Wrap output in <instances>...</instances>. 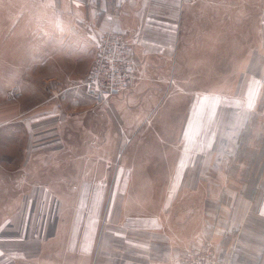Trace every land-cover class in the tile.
Returning <instances> with one entry per match:
<instances>
[{
  "label": "crops",
  "instance_id": "obj_1",
  "mask_svg": "<svg viewBox=\"0 0 264 264\" xmlns=\"http://www.w3.org/2000/svg\"><path fill=\"white\" fill-rule=\"evenodd\" d=\"M40 1L52 19H8L28 12L25 2L5 6L0 21V264H167L207 238L217 264H264V148L245 178L221 159L237 153L254 110L249 79L234 91L216 75L186 83L181 71L170 108L149 117L184 54L217 65L215 3L190 40L185 0ZM109 29L134 43L141 73L95 107L85 80ZM258 32L264 57V8ZM240 43L234 58L247 60V38ZM80 60H90L84 88L68 98ZM258 76L256 108L263 69ZM14 86L22 94L7 100ZM232 93L239 104L220 100Z\"/></svg>",
  "mask_w": 264,
  "mask_h": 264
},
{
  "label": "rangeland",
  "instance_id": "obj_2",
  "mask_svg": "<svg viewBox=\"0 0 264 264\" xmlns=\"http://www.w3.org/2000/svg\"><path fill=\"white\" fill-rule=\"evenodd\" d=\"M209 1L216 5V30L214 29V33L217 40V65L212 58L211 61L209 59L203 61L202 59L195 58L190 52L186 55L184 54L182 63L179 62L178 65H173L171 74L172 77L176 76V80L172 81L171 86L169 85L166 92L171 94L159 108L154 107L152 109L149 117L156 118L160 116L165 109L170 108L173 96L178 93V85L181 82V80L178 79V74L181 71L185 74L183 78L186 83L189 81L191 83L207 81L209 78L213 79L216 75L218 80L217 85L220 89H225L233 85L234 91L240 88V84H242L244 80L246 81L249 79L247 104L255 106L253 108L254 110L251 112L242 138L240 137L238 140L237 153L231 157L227 155L221 157L224 161V167L230 171V174L238 176L239 178H245L250 174L257 162L258 154L264 148V103H260L259 107L256 108V102L260 98V93L257 92V82H260V78L258 79V71L260 69L264 70V57L260 50L257 49L259 45L258 20L260 11L264 8V0H185V5L187 6L185 11L188 16L187 31L189 32L187 36L190 40L195 36H199L196 34L194 28L195 20L204 24V21L208 18L206 5L209 4ZM25 2L29 5V11L22 13L17 11L8 12V15L10 14L8 19L15 20L19 14L27 16V20L52 19V10L49 9L47 5H43L40 0H0V21L3 19L2 16L7 15V13L3 11L5 6L14 8L16 5H21ZM87 31L89 35L86 31L81 34L87 35L89 39H91L92 37L90 34L92 29H88ZM3 32L4 28H0V35L3 34ZM243 36L247 38L248 49L246 51L247 60L244 58V60L241 61L234 58V56L239 52V48L241 47L240 42ZM235 50H238V52L236 53ZM230 52L233 53L232 57L230 56L226 59ZM88 62H90V60H80L76 68L74 65L72 88L71 91L67 93L68 98H72L76 96V94L79 95L80 90L84 88L83 82L85 71L88 68ZM245 69H248V74L244 73ZM11 88L12 87H10V89ZM21 94L16 98L20 97ZM236 95V93H232L225 97L220 96V98H222L220 100L223 103L227 101L235 106L240 103V98ZM16 98L8 99L6 96L7 100H15ZM94 106L96 107L95 104ZM1 124L2 123H0V127ZM127 135L126 133L123 134L124 141L122 149L124 151L130 146L128 144L129 138Z\"/></svg>",
  "mask_w": 264,
  "mask_h": 264
},
{
  "label": "built area",
  "instance_id": "obj_3",
  "mask_svg": "<svg viewBox=\"0 0 264 264\" xmlns=\"http://www.w3.org/2000/svg\"><path fill=\"white\" fill-rule=\"evenodd\" d=\"M141 67L134 43L123 30L109 29L98 43L90 72L85 80V90L94 104L109 107L110 99L129 90L140 77ZM21 94L19 87L8 90V99ZM218 250L212 239H203L167 264H216Z\"/></svg>",
  "mask_w": 264,
  "mask_h": 264
},
{
  "label": "snow or ice",
  "instance_id": "obj_4",
  "mask_svg": "<svg viewBox=\"0 0 264 264\" xmlns=\"http://www.w3.org/2000/svg\"><path fill=\"white\" fill-rule=\"evenodd\" d=\"M213 114H214V113H213ZM191 125H192V120H191V118H190V120H189V128L186 129V131H185V137H186V138L189 137V132H190V129H191Z\"/></svg>",
  "mask_w": 264,
  "mask_h": 264
}]
</instances>
